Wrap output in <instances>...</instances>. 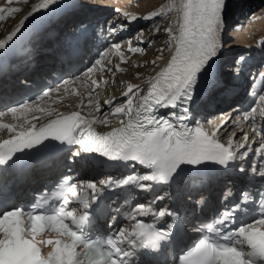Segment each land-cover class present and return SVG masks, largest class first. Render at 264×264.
Masks as SVG:
<instances>
[{
	"label": "snow or ice",
	"instance_id": "obj_1",
	"mask_svg": "<svg viewBox=\"0 0 264 264\" xmlns=\"http://www.w3.org/2000/svg\"><path fill=\"white\" fill-rule=\"evenodd\" d=\"M56 2L45 0L32 8L28 15ZM225 7L226 0H180L178 34L171 27L164 29L170 43L174 44V54L149 82L145 95L140 94V85H128L127 91L122 93L127 98L123 103L117 106L112 101H105L111 107L103 113V119L98 120L91 113L85 116L80 111H73L66 116L57 114V118L37 127L27 119V112L33 111L31 105L35 101L18 102L0 111V117L9 112L14 119L18 112L25 117L19 130L15 124L0 123V129L9 133L7 139L0 141V167H12L27 152L33 149L39 151L38 146L47 147L46 141H56L79 146L83 153H98L107 161L134 169L132 173L117 178L109 175L107 179L79 183L65 176L58 186L61 188L60 195L47 209L38 210L39 201L28 207H5L7 200H0V264H134L132 258L137 255V249H144V256L158 257L163 253L166 257L171 247L178 243L180 224L183 222L172 221L175 213L165 207H155L157 201L167 198L166 194H157L146 202L131 205L126 210L127 219L133 222L129 230L123 226L114 227L124 213L117 206V215H110L109 206L103 202L105 192L128 186L146 192L153 191L157 185L171 187L179 177L182 165L195 167L214 163L227 168L233 161L248 159L250 153L260 154L261 164L258 166L253 161L248 169L240 164L238 170L264 179V128L255 126L257 107H251L244 120L252 124V131L261 137L259 141L251 140L244 132L240 143L234 144L236 135L233 134L225 145L218 139L223 124L211 133L204 131L200 122H196L194 128L184 125L190 119L189 106L198 93L200 83L209 74L214 58L225 44ZM4 11L0 8V13ZM19 11L20 8L12 7L7 9V14L11 16ZM158 15L160 13H153L143 19H153ZM5 18L0 14V21ZM27 19L26 16L20 21L7 40H0V50H5L6 44L17 36ZM130 19L135 21L138 17L133 15ZM119 27L123 30L125 26ZM109 31L115 34L117 26L110 27ZM111 47L120 54L123 62L120 45L116 43ZM141 50L128 49L132 53ZM161 58L157 57V60ZM103 59L102 55L93 67L87 69V73L101 65ZM157 60L151 63L156 64ZM244 60L243 56L237 59V70ZM120 70L117 65L116 71ZM108 71L112 69L108 68ZM260 75L264 76V73ZM68 83V80H63L61 84L66 91ZM92 85L98 87L97 81L93 80ZM95 87L90 89V97L94 95ZM54 90L59 91V88L44 90L36 99L48 97ZM257 100L264 105V94H258ZM88 104H92L91 99ZM158 109L178 111H170L168 116H164L158 114ZM35 111L45 109L37 106ZM95 111L100 113L99 104L95 105ZM259 116L264 119V107L260 108ZM32 119L38 117L33 116ZM112 119L118 120L119 126L103 133L93 127L97 122L107 126ZM173 119L176 123L172 122ZM257 144L254 149L253 145ZM80 155V151L74 150L69 158ZM137 166L142 169L140 173L135 171ZM88 190L92 193L90 198ZM222 195L227 201L232 197V190ZM43 199L47 202V197ZM199 203L205 207L208 204L206 199ZM105 214L109 215L107 227L110 234L96 238L91 234L93 222ZM147 216L152 217L151 223L142 219ZM165 216L169 222L164 227H157L159 218ZM192 231L198 233L199 238L174 264H264V188L258 189L255 194L241 191L234 202L222 206L211 218L193 224ZM49 232H55L60 239H37ZM40 245L53 247L44 256ZM155 264H161V261L157 259ZM163 264H168L167 259Z\"/></svg>",
	"mask_w": 264,
	"mask_h": 264
},
{
	"label": "bare ground",
	"instance_id": "obj_2",
	"mask_svg": "<svg viewBox=\"0 0 264 264\" xmlns=\"http://www.w3.org/2000/svg\"><path fill=\"white\" fill-rule=\"evenodd\" d=\"M64 1L68 2V0H57V2L55 4L49 5L47 8H41L39 11L35 12L32 15H28L29 12L31 11L32 8L37 7L41 4H43L45 2V0H12L11 3H9V0H1L0 1V8L4 9L5 11L3 14L5 15V20L3 21H12V24L9 26V28L4 31L3 33L0 34V40H7L8 35L11 34L12 31L15 30L16 26L15 24H19V18L22 17V19L24 17H28V22H32V24H34L37 20L38 17H40L44 12H52L54 8H56L59 4L64 3ZM121 2L123 0H120ZM235 6L234 9L232 10V12H234V15H231V19L228 22V25L226 23V27L228 26L231 27V24L233 23L234 20V16L235 14H239V12H241V14H249L251 13L250 10H255L256 6L260 5V10L264 15V0H234ZM99 2V1H98ZM230 2V0H226V7L225 10L227 8L228 3ZM138 3H143V5H145V10H148L149 8L155 7V12L153 13H161V12H165L166 10H170L173 13V19L170 20V26L173 30L174 33L179 32V22H180V17H181V13L179 11V4H180V0H139ZM20 5V6H19ZM23 5V6H22ZM86 5V4H85ZM22 6V7H21ZM250 6V10L248 9V7ZM12 7H18L21 9V11L12 14L11 16H8L7 14V9L8 8H12ZM96 8H90L89 6H84L79 8L76 11H73L69 14V17L66 19H61V22L66 24L69 21H75V20H79V17H83L86 16L88 14H94L97 11H95ZM248 9V10H247ZM247 12V13H246ZM256 12V10H255ZM258 13V12H256ZM121 17H131L133 15L137 16L138 19L136 20L135 23V28L137 30V33L139 34V37L136 39H133L134 41H137L135 45H138L139 43H141V41H143V44H139V49L140 46L141 48H143L144 46L146 47V45H149L150 42H159L160 41V45L156 48L150 49L148 50V46L146 47V52L144 54V58H146L147 62L142 65L139 62V59H143L141 57H139V55L137 53H132L129 52L128 49L129 47H135V45H131L130 42L132 40H129L128 44L124 45V49L120 50L121 53H123V62L121 60V56L120 54H118L115 50V58L113 60H111L110 62L114 61L115 64V68H111L112 71H108V66L106 73L104 74V76H100V74H93L92 76H85L84 78H82L81 80H79L77 82V86L76 88H74V91L69 90V86H66L67 91L65 90V87H63L59 92H56L52 95L51 98H49L46 102L43 103H38V104H32L31 107L33 109V111H28L27 112V119L30 123H34V124H38L43 120H46L47 118H51V117H55L57 116V114H71L73 111H80L82 115L88 116L90 113V109L93 107L95 109V105L99 104L100 105V111L102 109H106V106L108 104H105V101H112L113 102V97L118 96V98H116V100H121L124 99V101L127 99L126 97H124L122 95L123 92L127 91V87L128 85H140L141 89H148L150 87V81L152 80V78L156 75V73H158L161 68H163L166 64V62L170 59V57L174 54V44L170 43V37L169 35L164 31L165 28H168V25L165 26H160L158 24H154L155 21V16L153 17V19H143V17L145 16H149L152 14H149V12L145 13L144 15L140 16V13H138L136 10H132V11H120ZM239 14V15H241ZM162 16V15H160ZM249 17V15H247ZM67 16H64V18ZM168 17V14L166 13L162 18H166ZM249 21V19H247ZM35 21V22H34ZM158 21V20H157ZM235 21V20H234ZM168 22V23H169ZM255 23V22H254ZM1 24V23H0ZM120 24H124V22H121ZM255 25H260V23L256 22ZM158 29V30H157ZM255 31V30H254ZM252 33V32H251ZM238 36L239 41L237 42H230L229 45L225 48H221L218 52L217 57L214 58V61H216L217 58L221 59L224 55H225V51L226 49L229 48L228 50V55L233 54L235 52L238 51L240 45L244 44V43H249V42H258V40L264 41L263 39H258L255 40L252 37H247L246 35L241 34V31L238 30V33L236 32V36L231 35L233 37H237ZM230 36V37H231ZM259 37V36H258ZM16 37L13 38V40H15ZM224 40V39H223ZM140 41V42H139ZM145 44V45H144ZM11 45V42H8L6 44V48H8ZM5 48V49H6ZM225 48V49H224ZM2 50H0L1 52ZM157 57H162L161 59L157 60ZM157 60L156 64L151 63L152 61ZM218 60V59H217ZM119 65V68L121 69L120 71H116V66ZM133 70V71H131ZM222 75L224 76V73H222ZM119 76V78H118ZM104 77V79H103ZM118 78V79H117ZM206 78V77H205ZM95 80L98 83V87H95L92 85V81ZM119 80H121L122 83L119 84ZM118 81V82H117ZM79 85V86H78ZM115 85L117 86L115 88ZM95 87V93H97V97L96 94L93 96V99H91L92 101H94L95 105L92 106L91 104H88L84 106V108L82 107L81 109L79 108L78 104H80L81 98L86 99V97L89 95V91L90 89ZM99 90V92H97ZM74 92V93H73ZM100 92L102 94L104 93H108L105 99L101 100L99 99L98 95L100 94ZM65 93H68L70 96L66 95ZM121 93V94H120ZM71 94H76L75 98H71L74 97V95L72 96ZM79 94V95H77ZM61 100V102H60ZM96 100V101H95ZM98 100V102H97ZM48 101L51 102V104H48ZM41 105H45V111H35V108L38 106L39 108L41 107ZM82 105V104H81ZM44 109V108H41ZM224 110H227V107H221V111L222 112ZM33 112V114H37L38 119L33 120L32 117L30 115V113ZM49 113H51V115H49ZM225 113V112H223ZM221 113V114H223ZM96 111H94V113H91L92 116H96ZM91 118V117H90ZM24 119L25 117L23 115H21L19 112L16 114V118H13V114H11L10 112L2 117H0V121L3 122L4 124H15L17 126V129L19 130L20 125H22L24 123ZM99 120V119H98ZM95 126L101 130H110L112 127L115 126H119V121L116 119H112L110 120V123L105 126L102 123L97 122L95 124ZM24 127H28V125H24ZM213 127V126H211ZM228 128V125H224V128ZM223 128V129H224ZM225 128V129H226ZM224 130H221L219 132V135L223 134ZM236 136L238 135V132L235 131L234 133ZM9 136V133L7 132V130L5 129L4 131L0 132V138H5ZM233 137V134H232ZM231 137V138H232ZM22 186V185H20ZM112 196V197H120V194L118 192H114V193H107L106 195V199L107 197Z\"/></svg>",
	"mask_w": 264,
	"mask_h": 264
},
{
	"label": "rangeland",
	"instance_id": "obj_3",
	"mask_svg": "<svg viewBox=\"0 0 264 264\" xmlns=\"http://www.w3.org/2000/svg\"><path fill=\"white\" fill-rule=\"evenodd\" d=\"M1 1V0H0ZM235 1L234 0H230V2L228 3V5H227V8H226V10H225V12H224V17H225V22L227 23V25H228V22H229V20L231 19V15H234V12H232V10L234 9V6H235ZM20 6V5H19ZM23 6V5H22ZM21 6V7H22ZM145 5H143V3H139L138 5H136L135 7H134V10H136L138 13H143L144 12V10H145V7H144ZM20 7V8H21ZM260 5H258V6H256V8H255V10H256V12H258V13H256L255 12V10H250L249 8H250V6L248 7V9L251 11V13H252V15L253 14H255L256 15V17H252V15L249 13L248 15H249V17H252V20L251 21H249L248 22V20L247 19H251V18H247L246 20V23H245V21H244V23H243V21L241 22L240 21V19L238 18V16L237 15H239V14H241V12H239V14H235L236 16H234V22H236V23H238V25L239 26H243L244 28H248L247 29V31L249 32V33H251V35L252 34H254V36H256L255 38H258L259 39V37H260V39H262L263 37H264V15L262 14V13H259V12H261V10H260ZM18 8V7H17ZM247 9V10H248ZM255 12V13H254ZM247 13V12H246ZM169 22V19H167V21L165 20V21H155V23L157 24V23H160V25H164L165 24V26L166 25H168V27L170 26V22ZM233 22V23H234ZM256 22H258V23H260V25H255V23ZM243 23V24H242ZM12 24V21H6V22H2L1 24H0V34L1 33H3L4 31H6L8 28H9V26ZM236 25V24H235ZM7 27V28H6ZM6 29V30H5ZM4 30V31H3ZM228 30V26L226 27V30H225V32H224V35H223V39H224V41H225V44H224V46L223 47H227L228 45H229V43L230 42H237V40H238V36H240V34L239 35H237V37H236V39H234L235 37H233V36H231V34L233 35L234 34V36H236L235 34H236V32L238 33V30H235L234 31V33H231L230 34V32L229 31H227ZM255 30V31H254ZM2 31V32H1ZM231 36V37H230ZM253 36V35H252ZM259 36V37H258ZM161 43H160V41L159 42H150L149 43V45H148V50H150V49H153V48H156V46L158 47L159 45H160ZM236 44V43H235ZM145 48V47H144ZM224 48V49H225ZM146 49L147 48H145L144 49V52H146ZM237 49V48H236ZM226 50H229V48L228 49H226ZM139 57H141V58H143V59H139V62L142 64V65H144L146 62H147V60H146V58H144V54H140L139 55ZM131 71H133V70H131ZM118 78H119V76H118ZM117 78V79H118ZM104 79V78H103ZM118 82V81H117ZM119 82L120 83H122L121 82V80H119ZM117 86L115 85V88H116ZM100 95H103L101 92H100ZM107 96H108V93H107ZM107 96H103L102 97V99L101 100H103V99H105ZM90 98L89 97H87L86 99H84L86 102V105H87V102H88V100H89ZM91 99H93V98H91ZM84 100H82L81 99V101H84ZM96 101V100H95ZM104 101V100H103ZM117 101V102H116ZM97 102H98V100H97ZM124 102V99H121V100H113V102H112V104L113 103H115V105H119V104H121V103H123ZM83 102H80V104H82ZM95 102L94 101H92V106H94L95 104H94ZM80 106H82V105H80ZM93 109H94V107H93ZM90 110H92V108L90 109ZM89 110V111H90ZM95 110V109H94ZM104 110H106V109H102L100 112H102V111H104ZM107 112V111H106ZM97 113V112H96ZM105 113V112H104ZM104 118V116H102V117H100L99 119H103Z\"/></svg>",
	"mask_w": 264,
	"mask_h": 264
}]
</instances>
